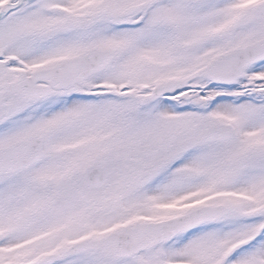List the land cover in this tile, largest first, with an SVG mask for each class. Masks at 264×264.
<instances>
[{"label": "snow or ice", "instance_id": "snow-or-ice-1", "mask_svg": "<svg viewBox=\"0 0 264 264\" xmlns=\"http://www.w3.org/2000/svg\"><path fill=\"white\" fill-rule=\"evenodd\" d=\"M0 264H264V0H0Z\"/></svg>", "mask_w": 264, "mask_h": 264}]
</instances>
